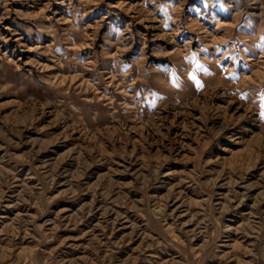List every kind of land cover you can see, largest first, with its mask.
Listing matches in <instances>:
<instances>
[{
	"label": "rangeland",
	"instance_id": "1",
	"mask_svg": "<svg viewBox=\"0 0 264 264\" xmlns=\"http://www.w3.org/2000/svg\"><path fill=\"white\" fill-rule=\"evenodd\" d=\"M0 264H264V0H0Z\"/></svg>",
	"mask_w": 264,
	"mask_h": 264
}]
</instances>
